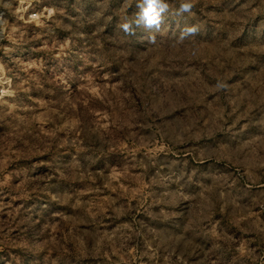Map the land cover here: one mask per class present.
<instances>
[{"label": "rangeland", "instance_id": "1", "mask_svg": "<svg viewBox=\"0 0 264 264\" xmlns=\"http://www.w3.org/2000/svg\"><path fill=\"white\" fill-rule=\"evenodd\" d=\"M135 2L0 5V264H264V0Z\"/></svg>", "mask_w": 264, "mask_h": 264}, {"label": "clouds", "instance_id": "2", "mask_svg": "<svg viewBox=\"0 0 264 264\" xmlns=\"http://www.w3.org/2000/svg\"><path fill=\"white\" fill-rule=\"evenodd\" d=\"M135 3L140 9L134 21L136 26H143L146 29L155 28L157 31H160L161 25L164 22V14L170 9L167 0H136ZM194 6V0H179V7L173 14L177 17L191 14ZM132 25L133 21L126 20L124 23L119 24L118 27L126 35L131 36L135 34V29ZM198 31L199 29L195 25L185 26L181 29L178 40L183 41L190 36H195ZM149 41L150 43H155V36H150Z\"/></svg>", "mask_w": 264, "mask_h": 264}, {"label": "built area", "instance_id": "3", "mask_svg": "<svg viewBox=\"0 0 264 264\" xmlns=\"http://www.w3.org/2000/svg\"><path fill=\"white\" fill-rule=\"evenodd\" d=\"M7 0H0V5L6 4ZM6 13L5 11H0V31L4 29V21H5Z\"/></svg>", "mask_w": 264, "mask_h": 264}]
</instances>
